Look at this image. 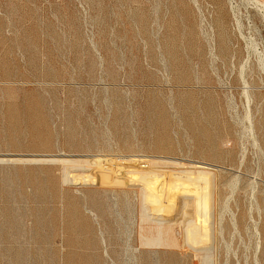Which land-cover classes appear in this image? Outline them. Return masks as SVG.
<instances>
[{
  "label": "rangeland",
  "instance_id": "obj_1",
  "mask_svg": "<svg viewBox=\"0 0 264 264\" xmlns=\"http://www.w3.org/2000/svg\"><path fill=\"white\" fill-rule=\"evenodd\" d=\"M263 5L0 0V264H264Z\"/></svg>",
  "mask_w": 264,
  "mask_h": 264
},
{
  "label": "bare ground",
  "instance_id": "obj_2",
  "mask_svg": "<svg viewBox=\"0 0 264 264\" xmlns=\"http://www.w3.org/2000/svg\"><path fill=\"white\" fill-rule=\"evenodd\" d=\"M264 6V5H263ZM44 159V158H43ZM65 159V158H64ZM1 160V159H0ZM32 160V159H31ZM40 160V159H39ZM45 160V159H44ZM48 160H54V159H48ZM71 160V159H70ZM134 160V159H133ZM135 160H136V158H135ZM32 161H35L34 159L32 160ZM203 165H199L198 167H202ZM205 166V165H204ZM155 174V173H154ZM136 175V174H135ZM138 175V174H137ZM139 175H142V177H144V178H150V177H148L149 175H150V173L149 172H147V170H139ZM152 175V174H151ZM141 177V176H140ZM120 183V182H119ZM198 207L200 208V210L202 211L203 210V212H204V210L205 209H203L204 208V205H203V202L201 201V203L199 202L198 203ZM206 211V210H205Z\"/></svg>",
  "mask_w": 264,
  "mask_h": 264
}]
</instances>
